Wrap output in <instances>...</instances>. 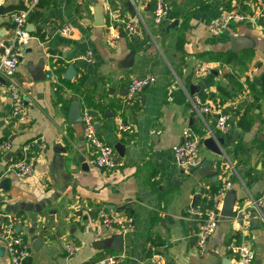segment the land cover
Instances as JSON below:
<instances>
[{"label":"crops","instance_id":"1","mask_svg":"<svg viewBox=\"0 0 264 264\" xmlns=\"http://www.w3.org/2000/svg\"><path fill=\"white\" fill-rule=\"evenodd\" d=\"M166 1L168 13L156 22L154 0H54L39 22L46 40L30 34L18 47L12 20L16 10H4L17 2L10 0L3 6L0 51L5 44L22 56L15 77L30 121L25 124L11 115L9 94L0 83V142L9 143L0 157V226L4 214L22 217L15 230L28 246L24 264H60L62 258L65 264H98L111 254L122 255L118 264H153L154 254H160L166 264H231L234 256L226 245L240 237L253 249V264H264V220L249 205L264 196V94L260 88L264 13H258L259 0ZM228 9L255 19L231 22L212 34L210 23ZM131 10L141 17L143 30L132 36L122 32L110 44L114 30L109 27V11L133 15ZM100 15L102 23L97 24ZM65 24L71 28L68 33L61 30ZM233 37L242 38L236 49ZM87 51L93 60L80 57ZM52 57L73 64L72 77L85 74L84 87H94L95 96H102L105 105L122 104L131 79L154 75L155 81L137 94L134 105L119 108L114 104L94 115L99 137L124 163L116 170L96 166L81 123L69 121L71 103L78 101L81 108L82 102L72 99L67 108L56 103L57 75L34 79L27 68L33 62L41 63L45 72L53 71ZM206 63L210 68L198 71ZM64 97L68 99L70 92ZM191 98L216 106L227 116L229 126L212 137L220 154L204 144L210 137L204 136L199 165L184 169L172 151L183 140V129L204 135L215 122L214 116L191 115ZM119 110L132 124L129 132L116 128ZM35 136H44L47 147L29 154L32 173L18 177L8 172L21 146ZM118 143L124 146L122 156L115 149ZM6 177L4 189L1 181ZM226 181L231 183L235 211L244 214L248 207L245 216L255 218L258 225L252 227L247 218L240 224L221 217L206 252L200 254L193 242L199 222L187 210L203 205L210 188ZM99 208L132 218V228L123 233L122 250L111 249L113 237L120 232L100 223ZM69 242L79 248L72 256L65 250ZM0 245L4 246L1 241ZM8 259L5 248L0 264H8Z\"/></svg>","mask_w":264,"mask_h":264},{"label":"built area","instance_id":"2","mask_svg":"<svg viewBox=\"0 0 264 264\" xmlns=\"http://www.w3.org/2000/svg\"><path fill=\"white\" fill-rule=\"evenodd\" d=\"M10 0H0V6L5 5ZM21 2L25 7L15 11L12 15L13 20V38L15 47L24 43L30 32L26 30L27 15L39 2V0H14ZM169 6L166 0H154L153 19L160 22L168 13ZM258 13H264V0H259ZM255 19L233 9L222 12L209 25L212 34H219L229 26L231 22L245 21ZM109 27L114 31L109 36V43L114 45L117 38L123 32L127 35H138L143 30L141 17L138 15H120L109 11ZM61 30L68 33L71 28L69 25H63ZM80 57L93 60L94 57L90 51L80 55ZM19 60L17 52L8 45L3 44L0 51V77L5 79V89L9 94L11 102V115L23 123H28L30 117L25 112V108L21 101V88L15 77ZM209 64L199 67L198 71L208 70ZM47 77H54L53 71L46 72ZM155 81L152 74H146L141 77H135L126 86L125 95L122 99V106L128 107L134 105L137 94L145 87ZM189 113L197 118L204 119L206 116H214L215 122L213 126H208L204 135L193 131L186 127L182 131V141L172 146V151L176 161L184 169H191L199 165V147L204 136L215 138L217 134L225 132L228 129V118L221 114L220 110L211 104L202 103L197 99H190ZM96 118L92 109L82 103L80 108V123L82 125L83 137L88 145L92 148L91 156L96 166L103 170H116L124 163L116 158L113 147L99 137L96 127ZM116 128L119 132H129L132 124L123 115L122 111H117L115 115ZM47 147L44 136H35L25 142L20 148V158L13 160L7 168V171L18 177H26L33 171V164L29 154L31 152H41ZM9 148L8 142L0 143V157ZM231 187L229 181L218 186L217 190L207 192L203 205L197 204L189 207L187 210L189 216L199 222V228L194 235V245L200 254L207 250V244L210 237L216 232L221 220L220 210L224 194ZM250 206H255L259 215L264 220V196L253 199ZM4 223L0 226V241L6 248L8 253V264H22L29 256L28 246L26 245L23 235L20 231L15 230L17 225L22 221L21 216L4 214ZM97 219L100 223L112 231L126 232L132 228V218L126 213L110 212L104 208L97 210ZM227 250L233 254L234 258L231 264H253L254 252L249 242L244 238H232L226 245ZM78 246L71 242L65 244L67 255L72 256L78 251ZM153 264H166L160 254H154ZM122 255L111 254L103 257L98 264H118Z\"/></svg>","mask_w":264,"mask_h":264},{"label":"trees","instance_id":"3","mask_svg":"<svg viewBox=\"0 0 264 264\" xmlns=\"http://www.w3.org/2000/svg\"><path fill=\"white\" fill-rule=\"evenodd\" d=\"M54 0H39V2L34 6V8L28 13L27 20L34 24L35 29H33L30 34L36 35L42 41L46 40V30L39 24L44 16V12L47 6L53 4ZM25 7L23 3L17 2L16 5H9L4 8L7 10H18ZM51 64L54 66L53 71L58 77L57 84L54 85V96L56 103H60L63 107L67 108L72 99H77L82 103L86 104L92 109L94 115L97 112L104 113L107 107L111 108L114 104L119 108L122 104L118 102L104 104L102 96L97 98L94 93V87L85 88L84 83L86 79L85 74H77L72 78H65L63 72L66 70L68 63L61 57L54 59L51 58ZM260 88L262 94H264V72L260 77ZM67 91L70 92V97L67 99L64 97V93ZM249 117V116H248ZM246 121L250 122V119L246 118ZM244 117L242 116L240 122L243 123ZM1 143V142H0ZM17 157L16 159L20 158ZM15 159V160H16ZM218 186H212L210 192L214 193L217 190ZM24 264V262L22 263Z\"/></svg>","mask_w":264,"mask_h":264},{"label":"water","instance_id":"4","mask_svg":"<svg viewBox=\"0 0 264 264\" xmlns=\"http://www.w3.org/2000/svg\"><path fill=\"white\" fill-rule=\"evenodd\" d=\"M4 5L0 6V13L2 12ZM131 14H133V10H131ZM102 15H100L96 21L97 24H101L102 23ZM26 30L28 32H31L33 30V24L32 23H28L26 25ZM242 40V38L239 37H233V47L234 49L237 48L238 44L240 43V41ZM130 55H132V51L130 53ZM18 60L20 61L22 59L21 55H17ZM27 68L29 69V71L33 72V78L34 79H41L45 77V70L43 68V65L41 63H33L30 62L27 64ZM75 73V67L73 66V64H69L66 68V70L63 72V76L65 78H72V76ZM0 83L3 85H6L5 79L0 77ZM68 119L71 123H76V122H80V104L78 101H73L70 105V109H69V113H68ZM221 141V139H220ZM204 144L207 145L212 151L220 154L221 151L215 146V144L213 143V138L212 137H208L206 138L204 141ZM123 148L124 146L122 144H117L115 146V149L117 150V153L122 156L123 154ZM8 181L9 179L6 177L1 181V186L6 189L7 185H8ZM235 197L233 195V191L232 189H229L226 191L223 201H222V205H221V210H220V215L222 218L224 219H237L240 224H242L245 219H249V223L251 224L252 227H257V220L255 218H251L249 216H245V215H249V208L246 207L244 208V214L242 212L239 211H235ZM262 218V216H260ZM113 241L114 244L111 246V249L113 250H122L123 249V238L124 235L122 232L117 233L114 237H113ZM36 244H40L41 240H36L35 241ZM5 250L4 246L0 245V254L3 253ZM64 258H62L60 262H63ZM65 264V261H64Z\"/></svg>","mask_w":264,"mask_h":264}]
</instances>
